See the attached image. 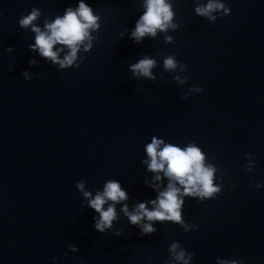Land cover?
<instances>
[{
	"label": "water",
	"instance_id": "95a60500",
	"mask_svg": "<svg viewBox=\"0 0 264 264\" xmlns=\"http://www.w3.org/2000/svg\"><path fill=\"white\" fill-rule=\"evenodd\" d=\"M86 2L101 15L97 40L79 68L57 70L39 56L29 66L34 33L18 19L33 6L40 20L51 18L76 0H0V264H170L174 240L193 253L192 264L216 257L264 264V186L255 187L264 185V0H223L230 13H214L213 22L194 14L207 0H170L178 27L140 44L127 32L143 0ZM144 55L156 61L154 80L129 69ZM168 55L178 61L174 70L163 66ZM24 69L36 73L31 81ZM192 85L202 91L183 98ZM153 135L200 146L223 176L221 192L185 199L182 214L197 225L188 232L162 222L140 236L122 214L113 224L121 235L97 232L75 183L96 190L117 179L130 207L133 197H153L143 184L153 174L140 164Z\"/></svg>",
	"mask_w": 264,
	"mask_h": 264
},
{
	"label": "clouds",
	"instance_id": "9594fccd",
	"mask_svg": "<svg viewBox=\"0 0 264 264\" xmlns=\"http://www.w3.org/2000/svg\"><path fill=\"white\" fill-rule=\"evenodd\" d=\"M142 9L134 21V26L127 32V38L134 44H140L145 36L155 37L158 30L164 32L169 28L178 27L172 22L174 13L170 0H143ZM214 13H218L222 18L230 13V7L223 0H207L204 4L194 6V14L207 18L209 22L217 19ZM41 15V10L33 6L27 14H21L18 19V26L21 29L34 33L33 42L27 46L34 54L27 61L29 66H36L38 61L34 57L39 56L57 70L79 68L85 59L83 54L91 50L93 41L97 40L100 13L86 0H76L75 5L65 6L62 14H56L51 18L44 16L40 20ZM119 36L124 38V32H120ZM172 39L171 36L165 37L166 41ZM4 51L11 53L13 48L8 46ZM177 63L174 55H168L163 60V66L167 70L176 69ZM155 64L154 58L144 55L131 63L129 69L134 77L154 80L151 69ZM179 64L181 71L186 72L184 63L180 61ZM12 70V66H9V71ZM35 75L36 73L27 69L21 71L25 81H31ZM172 79L185 84L188 77L174 76ZM201 91L199 85H192L188 92L182 93V97L187 98L189 93ZM143 152L144 158L140 160V164L146 165L145 171L153 174L150 179L147 176L143 178V184L154 193L149 199L136 200L133 197L130 207L128 191L117 179H107L102 187L96 190L86 189L84 180L75 183V188L82 197V207L86 206L94 212L92 216L94 230L99 233L111 231L114 235H121L122 229L113 227L120 214L126 218L129 225L139 230L140 236L156 232L155 224L162 222L179 225L184 232L196 229L197 225L186 222L182 214L185 199L195 198L203 202L215 198L221 192L223 176L219 178L215 176L216 167L211 163H205L206 153L194 141L181 145L153 135L150 141L144 144ZM245 157H252L255 161L249 153H245ZM253 169L252 166L244 168L246 172ZM162 177L166 178V184L161 183ZM214 180L218 182L214 183ZM262 186L264 185L260 182L255 185L257 189ZM77 250L75 244L68 245V251ZM168 251L171 254L170 264L171 261L192 264L193 253L184 249L178 241H172ZM53 264H56L55 258ZM215 264H244V261L241 258L216 257Z\"/></svg>",
	"mask_w": 264,
	"mask_h": 264
}]
</instances>
